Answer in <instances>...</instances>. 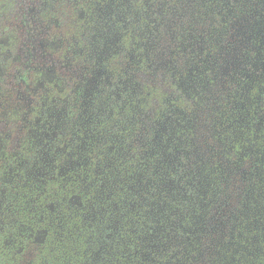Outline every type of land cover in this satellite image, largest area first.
Returning a JSON list of instances; mask_svg holds the SVG:
<instances>
[{
  "label": "flooded vegetation",
  "instance_id": "1",
  "mask_svg": "<svg viewBox=\"0 0 264 264\" xmlns=\"http://www.w3.org/2000/svg\"><path fill=\"white\" fill-rule=\"evenodd\" d=\"M168 116L226 174L181 259L119 186ZM0 264H264V0H0Z\"/></svg>",
  "mask_w": 264,
  "mask_h": 264
},
{
  "label": "trees",
  "instance_id": "2",
  "mask_svg": "<svg viewBox=\"0 0 264 264\" xmlns=\"http://www.w3.org/2000/svg\"><path fill=\"white\" fill-rule=\"evenodd\" d=\"M160 105L161 101L158 97L151 107L156 114H159ZM166 119L173 121L172 116ZM139 126L136 123L134 128L137 129ZM157 130L158 127L153 126L146 135V142L145 137L141 139L145 145L135 153L134 159L127 161L126 173L124 176L121 175L119 186L124 185L122 191L130 195L129 200L131 198L130 204H127L130 218L127 216L125 219L130 226L136 228V234L134 233L132 239L134 243L141 242L138 240L146 235L144 232L149 230V227L158 228L159 232L154 236L164 239L176 238L180 243L169 246L167 254L177 253L178 259L197 256L199 253L197 239L205 234L201 230L209 227V216L215 213V210H211L212 201L220 197V192L225 187L226 174L225 172L220 174L218 171L211 174L207 169L201 170L200 174H196L195 171L190 172L188 168L192 167L190 163L192 157L189 152L192 149L193 133L190 131L186 142L178 143V133H176L170 140L166 142L162 140L160 145L156 146L154 137ZM185 133L187 132L180 133L182 140ZM139 146L140 144H136L130 151H137ZM142 151L147 163L138 156ZM219 213L228 215L224 211ZM128 233L127 231L125 235L128 236ZM121 237L125 236L122 234ZM136 258L139 259L140 255L137 254Z\"/></svg>",
  "mask_w": 264,
  "mask_h": 264
},
{
  "label": "rangeland",
  "instance_id": "3",
  "mask_svg": "<svg viewBox=\"0 0 264 264\" xmlns=\"http://www.w3.org/2000/svg\"><path fill=\"white\" fill-rule=\"evenodd\" d=\"M155 126L158 127V130L156 131V134L154 137V142H155L156 146L160 145L162 140H165V142L168 141V139L170 140L171 138H173V136H175L176 133H178L177 142L179 143L182 140V137L180 134L181 130H179V128L176 127L175 125H172V123H170L169 119H166V120L164 119L162 121H159L156 123ZM175 127L177 128V131H176ZM108 232H109V230H106L104 233L101 234L104 239H105V236L109 234ZM135 232H136L135 226L130 227V235H134ZM97 263H100V260H99V262L97 261Z\"/></svg>",
  "mask_w": 264,
  "mask_h": 264
}]
</instances>
